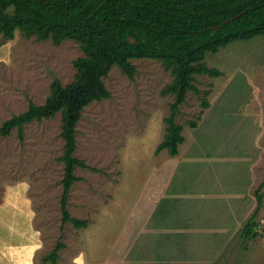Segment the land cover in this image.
<instances>
[{
  "label": "rangeland",
  "instance_id": "374dc122",
  "mask_svg": "<svg viewBox=\"0 0 264 264\" xmlns=\"http://www.w3.org/2000/svg\"><path fill=\"white\" fill-rule=\"evenodd\" d=\"M0 45H13L0 65V126L30 101L43 105L55 79L72 83L74 61L85 56L75 41L56 46L18 31L13 40L0 35ZM206 62L222 75L196 77L201 93L190 92L177 116L185 137L177 157L156 152L174 100L162 94L171 72L155 59L132 60V79L110 69L111 98L88 105L77 125L76 156L88 168L76 169L68 211L88 221L85 229L63 223L61 113L27 124L24 140L17 129L0 136V200L8 183H32L44 239L38 264H50L44 258L58 243L65 248L57 264L73 257L79 264H264V199L259 206L256 197L264 181V37ZM239 208L247 214L240 221ZM253 215L258 236H244ZM160 252L164 261L156 260Z\"/></svg>",
  "mask_w": 264,
  "mask_h": 264
},
{
  "label": "trees",
  "instance_id": "16d2710c",
  "mask_svg": "<svg viewBox=\"0 0 264 264\" xmlns=\"http://www.w3.org/2000/svg\"><path fill=\"white\" fill-rule=\"evenodd\" d=\"M16 31L26 38L51 40L56 46L75 41L85 54L74 61L77 72L72 83L64 86L55 79L43 105L30 101L26 111L0 126L1 137H9L17 129L24 140L27 124L53 119L61 113L65 142L59 158L64 164L63 223L85 229L88 221L74 218L68 211L70 191L80 180L76 169L88 168L76 156L77 125L88 105L111 98L104 81L110 69L117 66L132 79L136 73L132 60L155 59L171 72L173 81L162 94L172 95L174 100L164 119V140L156 152L177 156L185 142L184 127L177 122V116L190 92L201 93L196 77L222 75L217 68L208 66V55L236 42L264 37V0H0V35L13 40ZM203 105L209 107L208 102ZM263 190L264 181L256 191L259 206ZM255 219L253 215L247 221L244 236H258ZM166 237V241L171 239L170 235ZM161 245L157 248L161 249ZM63 248L65 245L58 243L44 261L57 264ZM164 259L158 253L156 260Z\"/></svg>",
  "mask_w": 264,
  "mask_h": 264
},
{
  "label": "crops",
  "instance_id": "0c3cea01",
  "mask_svg": "<svg viewBox=\"0 0 264 264\" xmlns=\"http://www.w3.org/2000/svg\"><path fill=\"white\" fill-rule=\"evenodd\" d=\"M12 47L13 45H0V65L9 62ZM32 191V183L26 179L5 186L0 200V264H38L44 239L37 226L38 212ZM238 210V215L235 210L237 218L244 209ZM179 216H184L183 212ZM246 217L247 214L244 213L238 220ZM181 227L183 230L187 229L186 223ZM70 264H79V258L73 257Z\"/></svg>",
  "mask_w": 264,
  "mask_h": 264
},
{
  "label": "water",
  "instance_id": "95a60500",
  "mask_svg": "<svg viewBox=\"0 0 264 264\" xmlns=\"http://www.w3.org/2000/svg\"><path fill=\"white\" fill-rule=\"evenodd\" d=\"M217 27H215L214 29H216Z\"/></svg>",
  "mask_w": 264,
  "mask_h": 264
}]
</instances>
